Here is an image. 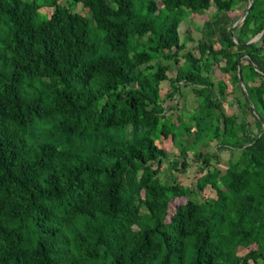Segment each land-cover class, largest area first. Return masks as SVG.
Wrapping results in <instances>:
<instances>
[{
  "label": "trees",
  "instance_id": "trees-1",
  "mask_svg": "<svg viewBox=\"0 0 264 264\" xmlns=\"http://www.w3.org/2000/svg\"><path fill=\"white\" fill-rule=\"evenodd\" d=\"M247 7L0 0V264H264V36L229 32ZM263 29L254 0L234 35ZM192 163L215 197L187 198Z\"/></svg>",
  "mask_w": 264,
  "mask_h": 264
},
{
  "label": "rangeland",
  "instance_id": "rangeland-1",
  "mask_svg": "<svg viewBox=\"0 0 264 264\" xmlns=\"http://www.w3.org/2000/svg\"><path fill=\"white\" fill-rule=\"evenodd\" d=\"M60 1V4L61 5H67L68 2L71 3V0H59ZM72 11L74 12H81V6L78 4V5H72L71 7ZM189 18L187 17L185 20H184V24L182 25L181 27V36L183 35L184 36V32L186 31V28H187V24H189L190 21H188ZM192 24H194L195 26H201L203 24V19L202 18H195V19H192L191 22ZM192 27V26H191ZM191 30L193 31V36L195 38H199L201 35L200 33L198 32L197 29L194 30V28L192 27ZM182 36V38H183ZM161 87L166 90V91H169V83L168 82H164L162 83ZM182 92H183V99L180 101V103L178 104V113H182L185 115V118L184 119H187L191 116V114L194 112V108L196 106V103H195V98H194V95H193V92L191 91V88L190 87H183L182 88ZM226 106H224V112L226 114L229 115V109L227 110L225 108ZM192 111V112H191ZM191 113V114H190ZM185 124H182L181 125V128L184 127ZM188 138H191V137H188L187 135H182L181 137H179L177 139V144L180 145V144H183V145H186L191 151L193 149V152L195 150H197V147H195V145L193 144L192 140H188L189 143L187 142V139ZM214 144H211L209 145V147H205V146H200V148L205 151V150H208V152H212L213 150V146ZM193 152H189V153H193ZM228 158H229V155L228 153H222L220 154V164H221V169L223 170V167L226 166L227 162H228ZM162 177L165 181H169L171 182V172L169 170V167L166 163L163 164L162 166ZM204 177V174L203 173H200L198 172V168H197V164L195 163H192L189 168L185 171L184 174H181L180 176V181L184 184V186L188 187L189 190H190V193L187 195V198H190V199H193L195 201H203L205 199H209V198H213L215 197V193L209 188V187H206L203 191L201 192H198V190L196 189V187L198 186L199 183H201L202 181V178ZM181 201V200H180ZM171 209V207H170ZM255 247V246H254ZM246 253V250L240 248L239 251H238V255L239 256H242Z\"/></svg>",
  "mask_w": 264,
  "mask_h": 264
},
{
  "label": "water",
  "instance_id": "water-1",
  "mask_svg": "<svg viewBox=\"0 0 264 264\" xmlns=\"http://www.w3.org/2000/svg\"><path fill=\"white\" fill-rule=\"evenodd\" d=\"M253 2L254 0H248V7L246 9V11L242 14V16L237 20V22H235L233 24V26L229 29V32H230V36H231V39L233 40V42L236 44V45H239V46H244V47H247V46H251V45H255L256 43H258L262 37L264 36V29L263 31H261L260 34H258L256 37H254L253 39H251L250 41H248L247 43H244V44H241L238 42V40L236 39V36L234 35V29L236 27H238L243 21L244 19L246 18V16L249 14L250 12V9L252 8V5H253ZM246 60H248L250 63L251 61L249 60V58L247 56L244 57ZM242 58L239 59V64H238V68H237V76H238V82L240 84V88H241V92H242V97H243V100L246 104H249L248 103V100H247V97H246V94H245V87H244V83H243V79H242V75H241V66H240V62H241ZM254 69L256 71H258V69L254 66ZM260 72V71H258ZM261 74L264 75V73L260 72ZM250 109L252 110L253 114L255 115V117L260 121L261 125H262V130H261V133L262 134L264 132V120L260 117V115L258 114V112L252 107L250 106Z\"/></svg>",
  "mask_w": 264,
  "mask_h": 264
},
{
  "label": "crops",
  "instance_id": "crops-1",
  "mask_svg": "<svg viewBox=\"0 0 264 264\" xmlns=\"http://www.w3.org/2000/svg\"><path fill=\"white\" fill-rule=\"evenodd\" d=\"M227 106V105H226ZM227 110H228V106L227 107H225ZM230 113L229 114H233L231 111H229Z\"/></svg>",
  "mask_w": 264,
  "mask_h": 264
}]
</instances>
